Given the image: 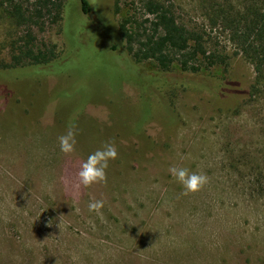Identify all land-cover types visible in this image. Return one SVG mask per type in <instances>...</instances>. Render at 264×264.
Segmentation results:
<instances>
[{
	"label": "rangeland",
	"instance_id": "obj_1",
	"mask_svg": "<svg viewBox=\"0 0 264 264\" xmlns=\"http://www.w3.org/2000/svg\"><path fill=\"white\" fill-rule=\"evenodd\" d=\"M92 1L104 30L86 32L88 46L72 58L75 69L66 80L72 89L52 94L63 125L58 128L51 115L30 119L24 102L0 83V264H264V79L251 96L257 60L239 40L249 7H264L263 0H155L200 38L202 71L225 88L214 93L181 87L171 81L174 75L141 62L176 115L175 122L156 121L144 143L124 138L126 129L104 107L68 116L69 101L73 107L83 91L84 99L106 100L109 74L128 66L101 40L105 29L112 30L106 17L115 28L131 14L139 22L151 19L147 0ZM73 4L64 0L72 24ZM36 7V0H0V64L12 63L25 45L56 43L52 16ZM17 8L32 17L29 24L16 22ZM28 92L34 109L51 101L38 86ZM123 98L116 106L131 122L143 108L134 103L138 86L126 81ZM69 127L77 133L76 145L65 155L58 138ZM105 143L115 145L117 158L104 182L84 188L80 166ZM172 166L205 174L208 183L184 195L168 172ZM93 200L104 201L98 213L88 210Z\"/></svg>",
	"mask_w": 264,
	"mask_h": 264
},
{
	"label": "trees",
	"instance_id": "obj_2",
	"mask_svg": "<svg viewBox=\"0 0 264 264\" xmlns=\"http://www.w3.org/2000/svg\"><path fill=\"white\" fill-rule=\"evenodd\" d=\"M73 1L72 7L76 12V18L75 23L72 24L69 12L64 10V0H36L38 13H47L55 22L56 43L47 44L43 48L25 45L23 47L25 52H18L19 57H14L12 63L0 64V83L5 89L7 88L11 96L15 95L14 98L17 101L24 102V107L27 106L30 111V119L38 122L51 115L56 120L57 127L63 125L64 118L54 107L55 102L52 100L57 98L52 97V94L56 91L69 92L72 89L66 80H69L75 69L72 68V58H75L82 44L88 46L86 32L95 33L97 30H104L100 24L98 26L96 6L93 5L92 0ZM144 8L146 15L151 16V19L145 18L139 22L138 18L131 14L117 28L113 27L110 19L106 17L105 21L112 30L105 29L101 40L106 39L110 42L113 56L128 62L126 71L130 68L128 74L120 64V73L114 70L109 74L110 82L105 85L108 98L94 102L87 98L84 99L83 91L82 95L72 100L75 105L71 107L70 101L66 98L69 95L64 93L65 97H63L64 101H69V117L78 116V113L87 114L92 107H104L109 112L111 111L120 122L114 124H119L122 131L126 129L127 136L124 138L128 137L143 143L149 142L148 134L151 129L155 128L153 126L156 121L157 123L162 120L163 122H175L176 115L152 88L151 84L154 79L151 73L145 71L141 62H150L160 74L174 75L177 79H171V81L181 87L191 86L201 91H214V93L225 88L219 78L203 73L202 62L206 56L199 37L180 25L172 11L163 4L155 0H147ZM15 11L17 23H20L19 20L27 24L31 22L32 17L20 13L18 8ZM243 24L244 37L239 40L242 41V45L246 46L244 50L252 51L253 58L257 60H254L256 79L250 88L252 96L256 94L260 81L264 79L262 73L264 70V7L252 3ZM93 47L99 52L95 45ZM92 64H94L93 61ZM126 81L138 86L140 98L134 103L141 101L143 107L137 111L131 122L124 120L122 110L116 106L118 104L116 102L120 103L121 99H124L123 89ZM33 86H38L41 93H49L51 96V101L44 103L39 109H34L32 95L28 92ZM155 97L158 103L155 102ZM113 103L116 104L113 105ZM79 106L81 107L78 108ZM115 133L116 136H120L119 131Z\"/></svg>",
	"mask_w": 264,
	"mask_h": 264
},
{
	"label": "clouds",
	"instance_id": "obj_3",
	"mask_svg": "<svg viewBox=\"0 0 264 264\" xmlns=\"http://www.w3.org/2000/svg\"><path fill=\"white\" fill-rule=\"evenodd\" d=\"M76 135L74 127H69L66 133L58 138L60 151L63 154L74 153ZM117 155V149L113 143H105L102 148L89 154L82 162L77 173L80 184L84 188H89L94 184L104 182L109 162L115 160ZM168 172L177 183L182 185L184 195L194 194L208 183L207 175L191 172L188 168L172 166L168 169ZM103 206V200H93L88 203V210L89 212L98 213Z\"/></svg>",
	"mask_w": 264,
	"mask_h": 264
}]
</instances>
